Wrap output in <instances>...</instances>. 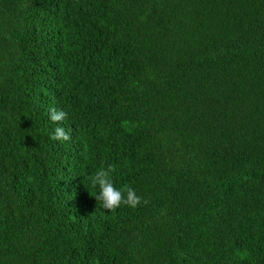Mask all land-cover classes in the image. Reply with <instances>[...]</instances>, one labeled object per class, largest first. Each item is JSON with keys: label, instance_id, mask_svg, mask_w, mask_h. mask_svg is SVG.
Returning <instances> with one entry per match:
<instances>
[{"label": "trees", "instance_id": "obj_1", "mask_svg": "<svg viewBox=\"0 0 264 264\" xmlns=\"http://www.w3.org/2000/svg\"><path fill=\"white\" fill-rule=\"evenodd\" d=\"M0 264H264V0H0Z\"/></svg>", "mask_w": 264, "mask_h": 264}, {"label": "clouds", "instance_id": "obj_2", "mask_svg": "<svg viewBox=\"0 0 264 264\" xmlns=\"http://www.w3.org/2000/svg\"><path fill=\"white\" fill-rule=\"evenodd\" d=\"M67 115L65 111L55 107L49 109V119L57 125L50 136L52 140L68 141L71 139L69 132L62 126L63 121L67 119ZM115 171L116 168L112 164H108L106 167L102 165L94 174L87 178L89 183L85 185L89 190L99 189L98 193L94 195L99 202V206L106 211L115 212L121 205L135 209L142 203H147L132 187L125 186L122 189H118L113 181V173Z\"/></svg>", "mask_w": 264, "mask_h": 264}]
</instances>
